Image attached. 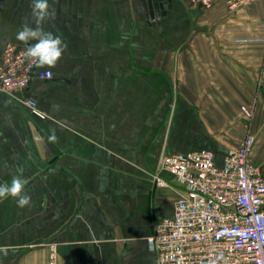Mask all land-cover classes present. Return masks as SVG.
<instances>
[{"label": "crops", "instance_id": "0c3cea01", "mask_svg": "<svg viewBox=\"0 0 264 264\" xmlns=\"http://www.w3.org/2000/svg\"><path fill=\"white\" fill-rule=\"evenodd\" d=\"M49 2L57 14L44 28L66 52L55 68L35 67L51 79L0 93V183L23 167L32 199L24 209L0 200V264H49L50 246L57 264H158L146 239L179 190L162 157L208 150L220 167L249 124L264 176V0L208 10L189 0ZM30 3L0 0V57L7 43L25 49L15 36Z\"/></svg>", "mask_w": 264, "mask_h": 264}, {"label": "built area", "instance_id": "2783aa9c", "mask_svg": "<svg viewBox=\"0 0 264 264\" xmlns=\"http://www.w3.org/2000/svg\"><path fill=\"white\" fill-rule=\"evenodd\" d=\"M255 0H224L237 9ZM215 0H189L192 9H211ZM25 49L7 43L0 61V93L22 91L33 76L51 79L49 70H35L24 56ZM29 111L45 115L30 98ZM251 120L252 109L242 107ZM246 136L225 155L218 167L208 150L165 155L160 166L171 173L177 186L172 215L153 227L146 239L158 264H264V176L252 163L253 135ZM155 185L170 187L153 176ZM49 264H57L55 247L50 246Z\"/></svg>", "mask_w": 264, "mask_h": 264}, {"label": "clouds", "instance_id": "9594fccd", "mask_svg": "<svg viewBox=\"0 0 264 264\" xmlns=\"http://www.w3.org/2000/svg\"><path fill=\"white\" fill-rule=\"evenodd\" d=\"M31 22L22 21L15 39L25 45V58L37 68H55L67 50V43L61 35L46 31L44 24L56 18V9L49 0H31ZM34 25V26H33ZM50 139H57L53 130ZM25 169L16 168L10 183H0V200L9 197L16 200L17 207H30L31 196L25 191L27 181L23 178Z\"/></svg>", "mask_w": 264, "mask_h": 264}]
</instances>
